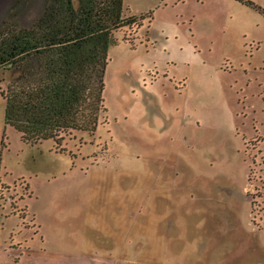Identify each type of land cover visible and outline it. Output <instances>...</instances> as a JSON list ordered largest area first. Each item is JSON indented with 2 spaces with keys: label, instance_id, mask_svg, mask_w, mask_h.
Segmentation results:
<instances>
[{
  "label": "rangeland",
  "instance_id": "rangeland-1",
  "mask_svg": "<svg viewBox=\"0 0 264 264\" xmlns=\"http://www.w3.org/2000/svg\"><path fill=\"white\" fill-rule=\"evenodd\" d=\"M49 4L0 0V23ZM123 13L95 131L24 141L0 69V264H264V0Z\"/></svg>",
  "mask_w": 264,
  "mask_h": 264
},
{
  "label": "trees",
  "instance_id": "trees-1",
  "mask_svg": "<svg viewBox=\"0 0 264 264\" xmlns=\"http://www.w3.org/2000/svg\"><path fill=\"white\" fill-rule=\"evenodd\" d=\"M49 2L29 27L17 20L0 23V69L12 75L1 91L5 123L30 143H60L73 131H95L106 110L105 73L115 32L142 25L135 15H124V0Z\"/></svg>",
  "mask_w": 264,
  "mask_h": 264
},
{
  "label": "crops",
  "instance_id": "crops-1",
  "mask_svg": "<svg viewBox=\"0 0 264 264\" xmlns=\"http://www.w3.org/2000/svg\"><path fill=\"white\" fill-rule=\"evenodd\" d=\"M86 256H89V257L94 258V259H99V260L105 258L109 262H114V259H115V261L120 259L121 262L126 263V264H128V260L130 258L129 256H127L126 258H122V256H120V255H109L110 257H105L104 255H101L99 253H97L95 255H86ZM110 264H113V263H110Z\"/></svg>",
  "mask_w": 264,
  "mask_h": 264
}]
</instances>
